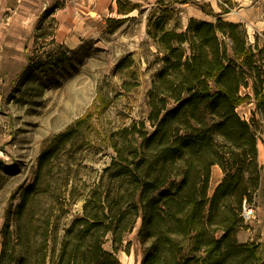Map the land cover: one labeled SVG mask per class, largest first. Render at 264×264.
I'll use <instances>...</instances> for the list:
<instances>
[{
    "label": "trees",
    "instance_id": "1",
    "mask_svg": "<svg viewBox=\"0 0 264 264\" xmlns=\"http://www.w3.org/2000/svg\"><path fill=\"white\" fill-rule=\"evenodd\" d=\"M173 1L189 2H157ZM167 12L152 17L149 28L162 53L147 96L149 125L139 120L120 132L111 164L81 194L83 210L60 239L53 217L68 190L66 183L52 186L55 161L89 115L59 135L22 190L14 223L5 225L0 264H121L117 253L139 219L142 264H263L260 245L238 239L247 227L245 205L264 195L260 120L256 112L245 119L238 107L250 98L242 89L252 85L264 117V72L255 52L264 48L221 16L167 29ZM215 166L224 177L210 194ZM109 239L112 249L105 247Z\"/></svg>",
    "mask_w": 264,
    "mask_h": 264
},
{
    "label": "rangeland",
    "instance_id": "2",
    "mask_svg": "<svg viewBox=\"0 0 264 264\" xmlns=\"http://www.w3.org/2000/svg\"><path fill=\"white\" fill-rule=\"evenodd\" d=\"M157 1L118 0L117 13L108 14L92 29H78L68 36L58 31L63 19L52 15L60 4L54 0L37 19L36 29L16 32L8 45L0 47V253L3 230L7 223H14L21 192L34 182L41 154L59 135L89 115L55 161L52 186L66 183L68 190L53 217V234L60 239L83 210L81 194L97 184L111 164L120 132L136 121H147V96L162 56L149 33L152 17L168 10L166 28L181 31L191 18L216 22L221 16L240 23L250 44L264 48V0L173 1L168 6ZM37 10L34 4L28 8L33 15ZM68 37H80V42H68ZM255 52L264 72V52ZM242 94L250 98L238 112L247 120L256 112L260 120L258 147L264 174V117L253 86L243 88ZM223 177V170L215 166L210 194ZM49 201L45 198L44 205ZM247 207L251 215L244 213L247 227L238 232V239L257 242L264 264V195L258 194ZM141 225L139 219L125 235L117 253L121 264H142ZM105 247L112 249L111 239Z\"/></svg>",
    "mask_w": 264,
    "mask_h": 264
},
{
    "label": "crops",
    "instance_id": "3",
    "mask_svg": "<svg viewBox=\"0 0 264 264\" xmlns=\"http://www.w3.org/2000/svg\"><path fill=\"white\" fill-rule=\"evenodd\" d=\"M52 1L54 0H0V47L8 45L16 32L36 29L37 19ZM31 3L38 7L34 15L28 11L33 6ZM55 10L57 12H52V15H59L63 19L58 31H65L69 36L70 32L78 29L89 30L93 25L100 24L108 14L117 13L118 0H60ZM33 18L35 21L31 22ZM75 39L80 42V37H68V42Z\"/></svg>",
    "mask_w": 264,
    "mask_h": 264
},
{
    "label": "built area",
    "instance_id": "4",
    "mask_svg": "<svg viewBox=\"0 0 264 264\" xmlns=\"http://www.w3.org/2000/svg\"><path fill=\"white\" fill-rule=\"evenodd\" d=\"M244 213H245V215L247 217H250V215H251V211L249 212V209H248V207L246 205H245V208H244Z\"/></svg>",
    "mask_w": 264,
    "mask_h": 264
}]
</instances>
